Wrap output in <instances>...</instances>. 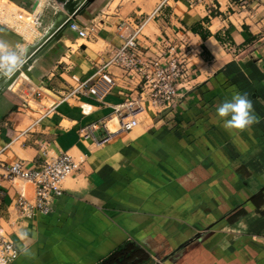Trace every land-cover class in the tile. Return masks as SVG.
I'll list each match as a JSON object with an SVG mask.
<instances>
[{"label": "crops", "instance_id": "1", "mask_svg": "<svg viewBox=\"0 0 264 264\" xmlns=\"http://www.w3.org/2000/svg\"><path fill=\"white\" fill-rule=\"evenodd\" d=\"M10 2L15 20H0V40L25 49L26 60L68 11L58 0ZM80 6L70 22L94 26L88 37L69 22L8 87L0 80V162L38 165L67 152L79 163L49 214L24 213L18 199L34 204L35 186L0 169V225L20 251L14 264H96L127 240L151 254L145 264H264V214L250 201L264 186V0ZM35 9L38 26L17 18ZM142 24L140 51L155 56L166 41L178 52L191 46L186 81L202 85L198 94H218L219 104L246 94L258 122L244 131L224 128L216 115L206 128L182 124L176 107L141 99V76L117 66L102 98L71 95ZM128 100L140 111L130 113ZM131 118L138 124L122 129ZM239 207L246 215L230 222Z\"/></svg>", "mask_w": 264, "mask_h": 264}, {"label": "built area", "instance_id": "2", "mask_svg": "<svg viewBox=\"0 0 264 264\" xmlns=\"http://www.w3.org/2000/svg\"><path fill=\"white\" fill-rule=\"evenodd\" d=\"M37 2L39 5L41 4V0H37ZM2 11L0 10V12ZM40 16L39 10L35 9L29 16L24 17L23 13H20L17 18L32 27L39 25ZM143 25L137 26L133 34L125 38L123 45L99 66L91 78L81 81L79 86L71 91V95L83 92V94H94L102 98L114 85L115 80L110 69L117 66L126 75L141 76V99L149 100L153 104L167 109L172 101L180 95V89L189 74L191 64L188 62L187 56L192 52V47L187 45L178 52L172 42L166 41V47L160 48L159 54L146 55L145 52L138 49V36ZM70 26L82 37H88L90 32L95 30L94 26L81 27L77 23H71ZM102 86L108 88L104 93ZM133 103L128 100L123 104L132 114L140 111V108H133ZM120 108L117 107V111ZM137 124L136 118H131L128 121L123 119L122 129L130 130ZM85 133L86 135L92 134L91 131ZM78 167L79 163L67 152L46 158L38 165L28 164L21 159L12 165L0 162V169L5 172L3 176L6 179L19 178L31 182L35 186L36 201L34 204L28 202L24 197L18 199L17 205L24 213H32L34 209L43 214L51 213L53 202L64 192L65 181L78 170ZM19 253L14 241L9 238L0 225V264H14Z\"/></svg>", "mask_w": 264, "mask_h": 264}, {"label": "clouds", "instance_id": "3", "mask_svg": "<svg viewBox=\"0 0 264 264\" xmlns=\"http://www.w3.org/2000/svg\"><path fill=\"white\" fill-rule=\"evenodd\" d=\"M25 54V49L12 47L0 40V78H10L18 73L25 64ZM215 112L223 127L229 130L244 131L258 122L251 100L239 92L220 103ZM24 251L28 253L27 248Z\"/></svg>", "mask_w": 264, "mask_h": 264}, {"label": "rangeland", "instance_id": "4", "mask_svg": "<svg viewBox=\"0 0 264 264\" xmlns=\"http://www.w3.org/2000/svg\"><path fill=\"white\" fill-rule=\"evenodd\" d=\"M0 4H2V8H0V10H3L0 12V14L2 13L0 20H13L15 12H17L15 6L10 2V0H0ZM192 85L193 83L185 81L180 89V95L172 101V104L169 107L171 109H168L172 110L173 107L177 108V114H174L173 120L177 121V117L179 116L183 120L182 124L189 123L195 127L197 126V129L200 128L199 126L206 128L208 127L207 122L216 115L215 109L219 105L217 99L218 94L215 93L217 95H208V92L210 91H202L198 94L197 91L202 85L198 87H192ZM211 92L214 91L212 90ZM246 177L249 176L245 175L244 178Z\"/></svg>", "mask_w": 264, "mask_h": 264}, {"label": "trees", "instance_id": "5", "mask_svg": "<svg viewBox=\"0 0 264 264\" xmlns=\"http://www.w3.org/2000/svg\"><path fill=\"white\" fill-rule=\"evenodd\" d=\"M259 214H264V193L260 192L250 198ZM246 209L239 207L229 214L228 220L235 221L246 215ZM151 259V254L134 240H127L115 248L107 257L96 264H145Z\"/></svg>", "mask_w": 264, "mask_h": 264}, {"label": "water", "instance_id": "6", "mask_svg": "<svg viewBox=\"0 0 264 264\" xmlns=\"http://www.w3.org/2000/svg\"><path fill=\"white\" fill-rule=\"evenodd\" d=\"M59 2L63 3L65 10L68 11V14H65L62 17V11H59L58 13V17H57V21L55 23V27L52 28V32L54 30L55 33L53 34L52 32H49L50 34H48L47 36V40L42 44L37 46H31V48L29 50H31V53L27 56L26 60H25V64L23 65V67L19 70L18 73H16L14 76L10 77V78H1V81H5V87H8L13 81L14 79L20 74L21 71L25 70L27 65L32 61L33 57L38 54L40 51H42L44 49V47H46L52 40L56 39V38H60V36H62L63 30L68 26L69 22L71 21V18L69 19V16L72 15L73 17H76V15H79L81 11V6L80 5H86V3L88 4V2L92 1V0H87L85 3L83 0H58ZM38 4V2H37ZM50 37V38H49ZM37 47V49H36ZM36 49V50H35ZM264 191V186L261 188V192Z\"/></svg>", "mask_w": 264, "mask_h": 264}]
</instances>
